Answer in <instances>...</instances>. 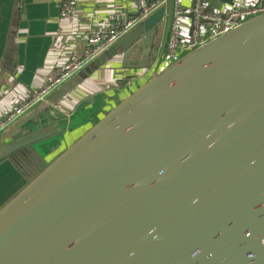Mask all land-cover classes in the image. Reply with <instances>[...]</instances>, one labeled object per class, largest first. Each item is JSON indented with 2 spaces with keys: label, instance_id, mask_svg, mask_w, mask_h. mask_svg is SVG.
<instances>
[{
  "label": "water",
  "instance_id": "1",
  "mask_svg": "<svg viewBox=\"0 0 264 264\" xmlns=\"http://www.w3.org/2000/svg\"><path fill=\"white\" fill-rule=\"evenodd\" d=\"M175 2L0 133V163L44 164L0 210V264H264V13L161 68ZM143 37L148 76L45 162L77 124L54 107Z\"/></svg>",
  "mask_w": 264,
  "mask_h": 264
},
{
  "label": "crops",
  "instance_id": "2",
  "mask_svg": "<svg viewBox=\"0 0 264 264\" xmlns=\"http://www.w3.org/2000/svg\"><path fill=\"white\" fill-rule=\"evenodd\" d=\"M204 2L205 12H223L238 7L249 8L258 0ZM192 5L193 0H182L185 9L192 8ZM137 6V0H79L76 16L66 19L61 14V0H0V122L14 105L27 99L34 90H39L46 78L73 53L82 54L90 32L104 28L112 14L120 13L124 21L135 17ZM181 22L184 40L189 41L193 32L191 19L186 16L181 18ZM144 39L130 50L128 56L116 57L58 102L54 109L77 124L66 132V137L57 136L40 144L38 150L45 162L54 160L97 122L95 116L79 118L77 114L85 116L91 109L83 111L93 105L105 106L109 101L118 103L148 76L151 69L140 67ZM40 104L49 105L47 101ZM42 125L45 126L37 120L32 131ZM12 163H0V210L24 187L22 173L16 162Z\"/></svg>",
  "mask_w": 264,
  "mask_h": 264
},
{
  "label": "built area",
  "instance_id": "3",
  "mask_svg": "<svg viewBox=\"0 0 264 264\" xmlns=\"http://www.w3.org/2000/svg\"><path fill=\"white\" fill-rule=\"evenodd\" d=\"M138 8L135 17L123 20L120 13L109 16L104 28L94 30L86 38V47L82 54L73 53L69 59L46 78L45 84L25 100L14 105L11 112L0 122V133L9 125L17 121L80 71L87 68L101 54L115 45L122 37L133 31L139 24L150 17L160 7L165 6L167 0H137ZM79 0H61L62 17L71 19L76 16ZM204 0H195V8L185 9L182 0L175 2V18L172 25L169 45L161 61V68L171 65L182 53L192 51L203 43L232 30L243 21L264 13V0H258L249 8H234L223 12H205ZM194 14L196 19L192 37L184 40L181 18ZM157 54H155V57ZM30 156L32 154L30 153ZM23 158L19 162L23 164ZM39 166L37 159L34 160ZM34 170L35 168L32 167Z\"/></svg>",
  "mask_w": 264,
  "mask_h": 264
},
{
  "label": "rangeland",
  "instance_id": "4",
  "mask_svg": "<svg viewBox=\"0 0 264 264\" xmlns=\"http://www.w3.org/2000/svg\"><path fill=\"white\" fill-rule=\"evenodd\" d=\"M35 159H36L35 156H30L29 159H24L23 160V164H19L18 165V163H16V165L23 172H24V168L25 169L29 168V170H33L32 167H33V162H34ZM43 167H44V164H40L39 166H35L34 167L35 169L33 170V174L35 172L41 170ZM33 174H31V177L33 176Z\"/></svg>",
  "mask_w": 264,
  "mask_h": 264
},
{
  "label": "flooded vegetation",
  "instance_id": "5",
  "mask_svg": "<svg viewBox=\"0 0 264 264\" xmlns=\"http://www.w3.org/2000/svg\"><path fill=\"white\" fill-rule=\"evenodd\" d=\"M30 152H31L32 156L35 155V153L32 150L31 151L27 150L26 152L23 153L22 157H20V156L19 157L23 158V159H29L30 158ZM35 166H36V164L33 162V167H35Z\"/></svg>",
  "mask_w": 264,
  "mask_h": 264
}]
</instances>
